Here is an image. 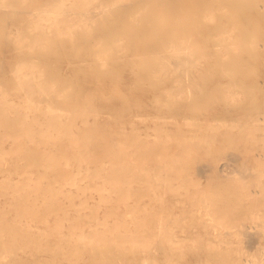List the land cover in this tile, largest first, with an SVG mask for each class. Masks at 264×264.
Wrapping results in <instances>:
<instances>
[{
    "label": "bare ground",
    "instance_id": "bare-ground-1",
    "mask_svg": "<svg viewBox=\"0 0 264 264\" xmlns=\"http://www.w3.org/2000/svg\"><path fill=\"white\" fill-rule=\"evenodd\" d=\"M17 1L25 0H0V15L8 12ZM213 3L215 6H212ZM189 6L193 7L192 12L185 13ZM25 15L24 24L29 32L26 38L32 37L33 41L30 45L42 46L53 36L60 37L67 55L62 53L67 61H71L66 51L68 48L72 55L76 50L82 55L89 50L95 56L91 65L99 72L111 69L115 59L113 48L125 50L129 47L123 45L124 28L115 31V28L124 25H118L122 22L121 18H128L132 36L138 39L136 43L149 53L145 64L148 65L147 76L153 77L134 88L136 110L140 108L139 100L146 97V93L156 90L159 83L168 77L174 78L170 87L155 93L158 105L150 106L151 111L144 108L145 113L133 114L128 122H124L123 113L113 123H107L100 120L101 110L94 106H59L58 99L67 91L66 86L63 92L56 88L54 80L59 75L51 73L46 77L38 66L42 60L38 56L21 59L14 69L19 101L11 99L0 88V143L8 141L4 136L7 135L17 144L12 147L13 156L9 158L8 151L0 147V188L3 189L0 196L10 199L6 205L0 200L1 245L6 246L17 236L29 234L28 223L43 220L46 210L56 212L59 222L54 229L61 235L64 226L62 213L69 208H73L78 219H84L72 226L69 241L83 243V239L88 238V249L78 255L91 258L115 261L137 251L149 253L156 245L161 248L160 254L170 257L166 264H183L172 262V258L186 254L185 244L195 241L188 233L197 225L204 227L209 234L207 244L215 248L223 243H251L264 238V168L261 167V158L253 154L255 165L242 161L235 173L231 170L230 161L239 160V157L228 155L227 161L220 165L216 156H212L194 170L190 163L200 156L193 155L197 150L190 144L192 138L184 136L180 126L182 122L192 126L191 118L185 111L177 117L164 114L169 109L160 103L163 96H176L183 99L178 100L179 103H188L195 78L212 89L213 79L208 69L201 70V67L218 68L223 61L221 47L216 49L215 61L203 60L208 56L205 53H194L195 44L182 29L190 22H182L176 28H165L157 38L145 37L157 32L159 18L178 17L195 18L200 34L211 36L212 32H217L216 39L219 41L221 32L229 33V29L224 30L221 26L214 29L209 20L234 15L264 19L263 5L256 0H46ZM9 29L8 33H13ZM107 36L114 40L110 45L104 43ZM118 59L131 63L129 54ZM231 61L243 62L244 59L236 56ZM223 74L219 72V75ZM235 92L229 89L225 94ZM137 116H140L138 118L145 124L144 127L136 126L134 118ZM79 120L87 123V134L77 125ZM172 122L179 127L178 138L173 137V129L169 128ZM217 125H220L219 121ZM253 128L256 133L264 132V117H258ZM173 140L178 144L172 145ZM54 145L58 147L54 149ZM68 145L77 149L72 156L66 152L65 146ZM199 148L207 154L211 153L210 146ZM69 166L76 171L65 185L76 187V191L59 190L55 182L45 187L40 182H32L34 174L41 178L64 177L70 172L67 171ZM203 172H208L214 180L209 184L211 191L220 187L222 181H228L235 194L219 197L216 194L214 198L196 179ZM14 174L24 176V182L16 180ZM251 174L253 177L249 178ZM81 180L86 181L84 186ZM83 187H89L92 193L99 196V204L91 207L87 216L80 212L90 208L87 201L79 206L72 202L68 207L60 197L65 192L64 196L73 201L76 195H82L79 190ZM220 204L227 207L225 214L219 212ZM101 206L113 209L103 221L97 216ZM120 208H124V212L118 218L117 210ZM7 209L15 212L11 216L12 225L8 223ZM187 212L192 216L178 219ZM86 224L94 225L93 234L84 233ZM38 251L40 253L43 249ZM216 252L223 256L221 251ZM235 253L236 258L231 264H264V257L258 260L254 254L242 250ZM261 253L264 255V251ZM138 260L133 264L147 262L142 257ZM205 264L212 262L208 260Z\"/></svg>",
    "mask_w": 264,
    "mask_h": 264
},
{
    "label": "rangeland",
    "instance_id": "rangeland-1",
    "mask_svg": "<svg viewBox=\"0 0 264 264\" xmlns=\"http://www.w3.org/2000/svg\"><path fill=\"white\" fill-rule=\"evenodd\" d=\"M45 1H17L8 12L0 15V88L3 92L11 99L16 101L18 99L19 101L17 84L14 80V69L21 59L27 56L30 58L38 56L42 58L38 66L45 72L46 77L51 73L59 75L54 80L57 90L63 92L64 87H67V91L57 101L58 105L63 108H72L76 105H85L88 108L94 106L101 110L100 120L102 122L113 123L123 113L125 114L124 122H128L132 119L133 114L145 113L144 108L150 110V106L158 105V101L154 98L155 93L159 92L160 89L163 91L170 87L174 77H168L166 81L159 83L156 90L146 93V97L141 98L138 102L140 108L138 110L135 109L134 88L141 82L149 81V78L152 80L153 77L147 76L148 65L145 64V60L149 56V53L145 47H140L136 43L138 39L132 36L133 31L130 28L128 18H121L122 22L118 25H122L123 23L124 25L115 28V31L118 32L124 28L122 30V34L125 36L123 45H128L129 47L125 50L113 48L115 59L112 62L111 69L99 72L91 65V60L95 56L89 50L85 52V55H82L78 50L72 55L70 48H68L66 51L71 61H67L64 58L66 52L61 46L62 39L60 37L52 35L53 38L44 42L42 46L30 45L33 41L32 37L26 38L29 32H27L28 28L24 24V20L26 19L24 18L25 14L32 8L41 6ZM256 1L264 6V0ZM212 6H215V3ZM192 10L193 7L189 6L186 8L185 13L192 12ZM182 22H190L189 25L182 29L186 30L185 35L191 36L192 42L195 44L193 48L194 53H205L208 56L202 58L203 60L209 59L215 61V52L217 47L220 46L221 59L223 60L218 68H208L206 65L201 67V70L208 69V73L211 79H213L214 85L212 89H209L201 79L195 78L191 85L192 91L189 94L188 103H179L178 100L183 99H177L176 96H163L164 98L160 102L166 105L165 108L169 109L164 114L177 117L179 113L185 111L191 118L190 124L192 126H186L183 122L180 124L183 135L190 139L192 138L190 144L197 150L193 155L200 156L193 159L195 160V164L192 160L193 162L191 161L190 165L196 170L197 166L206 163V160L212 156H216L218 164L221 165L227 161L228 155H236L239 157V160L230 161L231 170L236 173L238 171V164L242 161H246L250 166H254L255 160L253 154H257L263 162L261 167L264 168V132L256 133L255 128H253L255 120L258 117H264V19L242 18L239 15H234L231 18H214V20H209L208 23L214 29L216 26L218 28L220 26L224 27V30L229 29V33L223 34L221 32V39L218 41L216 39L217 32H212L211 36H207L205 33L200 34L196 29L195 18H159L157 32L154 35L147 34L145 37L157 38L161 33H164L165 28L171 26L176 28ZM8 27H10L9 30L13 33H8ZM113 41L111 36H107L104 43L110 45ZM127 54L131 55L130 64L118 59ZM236 56H240L244 61H231ZM84 57L87 60H83ZM218 71H222L224 74L219 75ZM229 89L232 92H236L229 95L225 94ZM154 114L159 113L154 112ZM138 117L140 116L134 118L137 121L136 126L144 127L145 124ZM217 121H219L220 125H217ZM77 125L81 126L82 130L87 129L85 121L79 120ZM125 126L127 127L126 123ZM169 128L173 129V137L178 138L177 132L179 127L177 123H170ZM86 129L84 130L85 134L88 133ZM191 129H194V131H190ZM190 134H194L195 136L190 137ZM4 136L8 141L0 143V147L8 151L9 158L13 156L12 147H15L17 144L13 140L11 141L9 136ZM176 144L178 143L173 140L172 145ZM204 145H207L208 148L210 146L211 153L207 154L205 153L207 151L204 152L203 148H199ZM53 147L56 149L58 145H54ZM65 149L70 156L77 150L74 145L65 146ZM8 162L11 163L12 161L9 159ZM67 171H70L67 174L68 176L57 177L55 179L48 177L41 178L37 174H34L32 182H40L42 187H45L50 182H55L54 184L59 190L72 189L76 191V187L73 188L65 185L76 169L69 166L67 167ZM13 177L20 182H24L25 180L24 176H19L18 174H14ZM251 177H253L252 174L249 178ZM196 179L201 182L207 191L212 193L214 198H216V194L218 197L235 194L231 191V185L228 181H222L220 187L211 191L209 184L213 183L214 180L210 174L208 175V172L197 175ZM85 182V180L80 181L82 186L85 185ZM79 191L82 195H76L73 201L64 196L63 193L65 192L60 194L61 200L68 207L72 202L79 206L82 202L87 201L90 208L83 209L80 212L84 216L90 215L91 207L99 204V196L97 193H92L89 187H83ZM1 193H3L2 188H0ZM0 200L3 203L5 202V205L6 202L10 201V199L2 196H0ZM187 206L189 210V203ZM111 210L113 209L101 206L97 211V216L103 221ZM157 210L160 211L159 208ZM218 210L223 214L228 211L227 207H224L223 204L219 205ZM123 212L124 208L117 210V217H122ZM7 214L8 223L12 225L13 220L11 216L15 212L9 210ZM62 216L64 226L61 235L57 234L54 229L59 222L56 212L46 210L43 220L28 223L29 227L27 229L29 230V234H18L19 236L9 241L6 246L0 244V264H133L140 257L142 259L146 258V264H166L168 262L167 259L170 258L169 256L160 254L161 248L156 245L149 253L137 251L135 254H129L115 261L101 257L91 258L88 255H78L82 250L85 252L88 249V238H84L83 243L77 240L70 242V232L72 226L77 221H83L84 219H78L73 208L65 210ZM191 216V213L187 212L181 214L178 219L181 220L183 217ZM94 231L93 224L85 225L84 233L91 235ZM188 235L195 238V241H188L185 244L186 254L174 256L172 262L205 264L209 260L212 264H231V261L236 258V253L234 254V252L239 250L254 254L253 256H256L258 260L264 257L261 253L264 251V238L254 240L251 243L248 241L232 244L223 243L221 246H216L215 248V246L207 244L206 240L209 234L204 230L202 225H197L191 229ZM41 248L43 251L39 253L38 249ZM216 251H221L223 256L217 255ZM253 256L251 255V257Z\"/></svg>",
    "mask_w": 264,
    "mask_h": 264
}]
</instances>
